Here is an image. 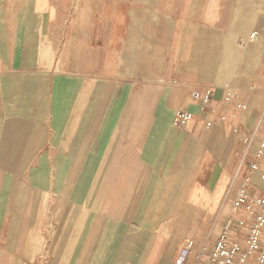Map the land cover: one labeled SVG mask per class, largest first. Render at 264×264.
Listing matches in <instances>:
<instances>
[{"label":"crops","instance_id":"crops-1","mask_svg":"<svg viewBox=\"0 0 264 264\" xmlns=\"http://www.w3.org/2000/svg\"><path fill=\"white\" fill-rule=\"evenodd\" d=\"M263 137L264 0H0V264H195Z\"/></svg>","mask_w":264,"mask_h":264},{"label":"built area","instance_id":"built-area-1","mask_svg":"<svg viewBox=\"0 0 264 264\" xmlns=\"http://www.w3.org/2000/svg\"><path fill=\"white\" fill-rule=\"evenodd\" d=\"M231 97V94H228L227 101ZM198 98V94L192 95L188 99L187 104L193 103V101ZM191 120L192 114L183 109L177 112L174 125L179 129H184ZM257 157L264 160V137L259 141ZM253 170L257 171L259 168L254 166ZM235 179L236 178H233L230 190L234 188ZM248 188L249 182L245 183L238 191L237 198L232 206L234 214H237L239 208L242 206H245L244 212L239 214V218L230 216L225 220L223 232L218 237L214 246L211 248L208 246L202 247L198 251L195 264H245L250 255L261 249V240L264 230V200L250 196ZM257 208H260L259 212H257ZM241 233L247 234L244 241L246 244L245 253H241L242 247L237 242L238 236ZM192 247L193 244L190 242L183 249L181 257L177 260V264L185 263ZM236 259H239V261H236ZM260 263H264V254L260 257Z\"/></svg>","mask_w":264,"mask_h":264},{"label":"rangeland","instance_id":"rangeland-1","mask_svg":"<svg viewBox=\"0 0 264 264\" xmlns=\"http://www.w3.org/2000/svg\"><path fill=\"white\" fill-rule=\"evenodd\" d=\"M133 3H134V6H136V7H139V8H143L144 7V4L140 3V1L133 2Z\"/></svg>","mask_w":264,"mask_h":264}]
</instances>
